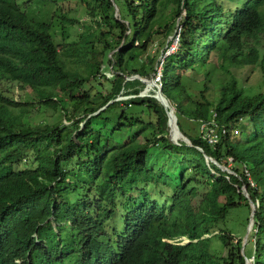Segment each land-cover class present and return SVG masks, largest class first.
I'll return each mask as SVG.
<instances>
[{"label":"trees","instance_id":"trees-1","mask_svg":"<svg viewBox=\"0 0 264 264\" xmlns=\"http://www.w3.org/2000/svg\"><path fill=\"white\" fill-rule=\"evenodd\" d=\"M70 1L83 5L93 23L84 24L79 40L68 42L65 23L79 20L63 14L65 42L57 45L55 18ZM184 9L181 46L166 59L162 91L192 146L170 140L164 106L139 95V79L127 80L136 74L153 77L161 52L151 51L154 43L176 29ZM221 45L227 55L219 69L229 76L214 80L218 70L210 58ZM232 66L264 71V0H0V84L5 88L0 90V252L51 253L35 245L32 234L49 216L57 192L82 194L112 215L120 200L127 199V207L139 186L155 184L166 202L142 188L143 202L128 210L117 228V260L108 261L96 245L78 254L76 264H246L253 254L256 264H264V90L248 92ZM98 77L99 86L93 81ZM212 86L216 99L208 96ZM121 94L136 96L115 100ZM136 107L149 121L134 113ZM48 110L52 118L62 116L55 123L34 122ZM180 116L201 124L216 119L219 141L210 144L201 133L185 132ZM244 123L251 135L236 140ZM153 147L167 158L156 168ZM243 187L257 207L247 242L250 255L231 228L237 209L244 211V233L250 222L252 206ZM196 197L200 201L194 206ZM56 214L66 218L61 209ZM214 237L221 241V253L211 249Z\"/></svg>","mask_w":264,"mask_h":264},{"label":"clouds","instance_id":"clouds-1","mask_svg":"<svg viewBox=\"0 0 264 264\" xmlns=\"http://www.w3.org/2000/svg\"><path fill=\"white\" fill-rule=\"evenodd\" d=\"M185 16L186 10L184 9L180 17L181 20L179 18L177 22L178 26L176 27V33L180 24L183 25ZM175 37L176 34L174 38ZM173 40L169 41L168 45H170ZM161 54L160 52V55ZM151 79L154 80V75ZM130 96L132 95L127 96L126 100L134 98L136 95ZM170 103L169 101V104ZM98 112L99 110L96 113ZM54 186L55 182L52 183V187ZM141 188H144L143 185L139 186L136 190H142ZM54 197L55 200L51 204L49 216L35 227L32 234L34 244L45 246L46 249L51 250V253L41 257L35 256L32 250H28L26 253H22L18 250L5 253L0 252V264H45V259L54 260L57 264H76L78 254L94 251L93 248L96 245L102 247L108 261H116L117 255L121 251L115 244V242L119 240V235L121 234L117 228L121 227L122 218L126 216L127 211L141 204H131L133 193L132 196L130 195L127 207L123 206V203L127 199L120 200L118 205L114 207V213L112 215L109 214L107 208L103 204L95 205L86 200L84 196L79 193L61 195L57 192ZM68 202L71 205L75 204L79 207L75 210H70L66 206ZM58 209L64 212L66 218L62 220L59 219L56 214ZM57 242L59 246H56ZM69 254L77 255L69 258ZM252 256H255V254L250 257ZM248 258L249 257L246 256V264Z\"/></svg>","mask_w":264,"mask_h":264},{"label":"rangeland","instance_id":"rangeland-1","mask_svg":"<svg viewBox=\"0 0 264 264\" xmlns=\"http://www.w3.org/2000/svg\"><path fill=\"white\" fill-rule=\"evenodd\" d=\"M36 13L41 15V10H36ZM61 15H58L55 18V25L53 26V30H52V34L57 42V45H61L64 41V31L62 30V26L64 27V24H62L61 22V18L62 15H68V18H78V22L76 23H72L70 21H66L65 25L67 26L66 32V40L68 42H73L75 40H79L80 34L81 32H83L84 28V24H92L93 22L91 21V18L89 17V15H87L85 13L84 10V6L83 5H79L78 2L76 1H70V2H66L63 5V8L60 12ZM181 20V18H180ZM178 26V24H177ZM176 34V29L173 30V32L165 37V35L161 34L157 37L156 42L154 43V46L152 48V52L155 53L157 50H161V53L163 52V50L168 46V42L173 40L174 36ZM64 36V37H63ZM164 43V46L161 47L160 45ZM227 53V47L224 45H221L219 47V49L211 56L210 61L215 65V67H217L218 72L213 73L212 77L214 80H221V79H227L228 78V73H226L225 71L220 70V65L224 64L225 62V58H226V54ZM161 56V55H160ZM160 58V57H159ZM82 68L84 66H81ZM202 68L199 69L200 71H204L207 67L205 65L201 66ZM248 67V66H246ZM246 67H236V66H232L230 67L232 74L235 75L238 80L239 83L246 87L247 91H258V90H264V71L262 70V68L260 66H256L254 68V71L252 73L249 72L248 68L246 69ZM246 69V70H245ZM109 73V72H108ZM133 76V75H132ZM151 79V78H150ZM95 83H97V86H99V84H101L103 82L101 77H98L97 80H93ZM194 85V84H193ZM101 91L105 90V87L103 85ZM215 86V85H214ZM145 87H147V92L146 95L148 94H154L151 93L152 90H156L157 86H155L154 84L148 82L147 84L143 85V90L145 89ZM215 87H211L210 91L208 92V96L211 97L212 99H216L218 97V92L216 90ZM5 88L0 84V90H4ZM88 89H92L93 93H97V89H94V86L91 85V83H89ZM142 90V91H143ZM193 93L195 94L196 92L192 89ZM9 95L13 96H17L20 95L21 93L19 92H8ZM252 93V92H250ZM256 94V93H255ZM140 95V93H139ZM141 96V95H140ZM174 96H176L174 94ZM126 95H119L116 99L117 100H126ZM114 102V100H113ZM106 108V106H103L102 110H104ZM132 110H135L134 113H136V115H142V117H145L143 120L144 121H149L147 118H149L148 114L146 112H143V108L140 107H136V108H132ZM35 114L37 113V108L35 109ZM62 115H60L59 113L55 114V116L52 118L51 117V110L45 111L44 114H42V116H36L34 119V122H47L50 121L51 123H55L56 121H58L60 119ZM215 118L217 116V113L214 114ZM88 119V118H86ZM180 123L183 127V130L187 133H192V134H199L201 133L200 131L202 130L203 125L199 122V121H194V120H190L186 117L180 116ZM65 123H68L67 119H63ZM216 120V119H215ZM217 121V120H216ZM86 122V120H84L81 125H84ZM218 122V121H217ZM141 126V125H139ZM243 129L240 130L241 132L238 135H235V139L236 140H245L247 139L250 135H251V127L247 124L244 123V125L242 124ZM139 128V127H137ZM173 133V132H172ZM131 133H127V134H123V140H128V138L130 137ZM178 135V133H177ZM167 136L170 138V140H172L173 142H180L181 140H176L174 141L170 131L168 130V134ZM180 137V136H178ZM182 137V136H181ZM140 140L142 142H144V138L143 136L140 138ZM155 155L154 158H150L152 163L154 164V168H156V166H159V163H161L162 161H164V159L166 158V156L162 155L161 150L159 148H152L151 150ZM157 157V158H156ZM167 159V158H166ZM155 162L157 164H155ZM182 169V168H181ZM176 172V171H175ZM178 175V174H176ZM143 187H147V190L150 192L151 196L153 199H159V201L164 204L166 202V199L162 198V194L160 191V186L159 185H155V184H147L144 185ZM142 189V188H141ZM166 191H168L170 193V189L166 188ZM200 201V197H196L192 200V203L194 206H197L199 204ZM143 202V195L141 193V190H136L133 192V199L131 201V204H135V203H142ZM244 219H245V215H244V211L243 210H239L237 209L236 211H234L233 216H232V222H231V228L232 231L234 233V236L236 238H243V240L245 239V237L247 236L248 230H249V236L251 233V229L253 227V222H249L246 225V232L244 233ZM249 239V238H248ZM187 241V240H186ZM247 245V244H246ZM211 249L218 251L219 253H221L223 251L222 249V244L220 239L214 237L211 243ZM253 251L252 249V244L248 243L247 247H246V252L248 255L251 254V252ZM83 254V253H82Z\"/></svg>","mask_w":264,"mask_h":264},{"label":"built area","instance_id":"built-area-1","mask_svg":"<svg viewBox=\"0 0 264 264\" xmlns=\"http://www.w3.org/2000/svg\"><path fill=\"white\" fill-rule=\"evenodd\" d=\"M185 14V12H184ZM182 32H183V25L180 24L176 37L172 41L170 45H168L162 52L157 65L156 69L157 72L154 74V80L159 88H163V79L165 76V63L166 59L172 55L175 54L178 49L181 46V37H182ZM133 96V95H132ZM130 96V97H132ZM169 107L172 109H175L174 105L172 103L169 104ZM203 127L202 130L200 131L203 138L210 144H215L219 141L220 135H219V129L220 125L219 123L215 120L212 119L210 121H205L202 123ZM222 132L225 133L226 129L223 128ZM247 264H255V256L249 257L247 259Z\"/></svg>","mask_w":264,"mask_h":264},{"label":"water","instance_id":"water-1","mask_svg":"<svg viewBox=\"0 0 264 264\" xmlns=\"http://www.w3.org/2000/svg\"><path fill=\"white\" fill-rule=\"evenodd\" d=\"M116 11H117V15H119V9L118 8H116ZM133 79H139L143 83V85H145L148 82H150V83L154 84L155 86H157L155 80H153V79L145 78V77H142V76H140L138 74L133 75V76H127V80H133ZM154 91H155L154 94H148V95L151 96V97H154L158 102H160L164 106V108L166 110V113L168 115V118H169L168 128L170 129L171 135H172V128H173L172 127V123L174 122V127L182 135L180 140L185 142L187 145L192 146L193 145L192 141L185 135V133L181 130V128H180V126L178 124V118H177V115H176L174 109L169 107V100L164 95V93L162 91V88H159L157 86L156 90L154 89ZM146 92H147V87H145V89L141 92V96H146ZM112 102H113V100L110 101V103H112ZM106 107H107V105H106ZM100 110H102V109H100ZM174 141H176V140L174 139ZM174 143L180 144L179 141L178 142H174ZM198 148L203 151V149L201 147H198ZM206 158L210 159L211 161H214L212 158H210L207 155H206ZM220 167L226 172L233 173V171L229 167H227L225 165H220ZM242 192L249 199L250 204L252 206V213H251V217H250V222H253L254 221V215H255L257 207H256L255 203L252 201V199L250 198L249 193L247 191V187H243ZM248 238H249V230H248L247 236L245 237V239L243 241V245H242V250L243 251L245 250V246L247 244Z\"/></svg>","mask_w":264,"mask_h":264},{"label":"bare ground","instance_id":"bare-ground-1","mask_svg":"<svg viewBox=\"0 0 264 264\" xmlns=\"http://www.w3.org/2000/svg\"><path fill=\"white\" fill-rule=\"evenodd\" d=\"M172 137H173V139H175V140H178V136H182L179 132H178V130L174 127V122L172 123ZM177 133H178V135H177Z\"/></svg>","mask_w":264,"mask_h":264}]
</instances>
